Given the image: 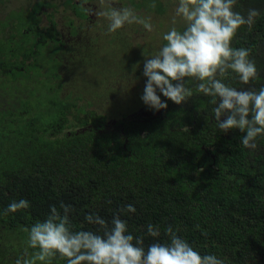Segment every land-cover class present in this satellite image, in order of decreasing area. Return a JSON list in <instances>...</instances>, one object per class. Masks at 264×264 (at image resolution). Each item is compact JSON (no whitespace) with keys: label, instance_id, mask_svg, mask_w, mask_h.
Wrapping results in <instances>:
<instances>
[{"label":"trees","instance_id":"trees-1","mask_svg":"<svg viewBox=\"0 0 264 264\" xmlns=\"http://www.w3.org/2000/svg\"><path fill=\"white\" fill-rule=\"evenodd\" d=\"M150 1L133 6L159 14L170 8L168 2ZM61 2L77 17L88 16L80 2ZM55 7L36 0L11 10L29 9L33 23L14 24L11 12L1 21L0 233L7 241L0 244V264L24 257L23 229L45 220L51 206L63 212L61 204L71 206L73 231L97 232L99 226L86 221L88 214L109 226L119 215L134 238L143 237L145 250L154 242H168L165 229L171 226L201 255L214 254L223 264H264V136L250 150L241 143L246 133H222L211 97L197 92V81L187 78L191 98L178 105L158 91L167 108L141 119L123 113L110 122L107 114L89 109L91 102L61 98L63 75L57 69L62 60L53 57L63 44ZM249 9L259 16L251 28L238 29L231 46L250 50L258 77L243 85L230 74L223 82L258 91L264 86V0H237L233 10L247 16ZM44 47L51 49L47 60ZM47 65H53L50 75ZM21 199L29 208L4 214ZM127 205L135 212H122ZM149 224L159 228L158 237L147 235ZM33 251L29 248L26 258ZM51 264L66 261L57 256Z\"/></svg>","mask_w":264,"mask_h":264},{"label":"clouds","instance_id":"clouds-1","mask_svg":"<svg viewBox=\"0 0 264 264\" xmlns=\"http://www.w3.org/2000/svg\"><path fill=\"white\" fill-rule=\"evenodd\" d=\"M236 3L237 0H177L173 26L162 36L165 43L144 60L143 76L147 79L141 100L151 110L166 109L167 102L161 100L159 91L179 105L193 95L192 89L185 86L186 78L195 80L196 91L211 97L217 128L222 133L232 129L246 133L241 138L243 147L255 150L257 137L264 136V86L258 91L238 90L223 82L230 74L243 85L258 77L250 50L233 48L231 42L241 26L251 28L259 12L249 9L244 16L233 10ZM151 7H156L155 2ZM86 11L106 18L109 33L132 23L141 24L149 32L153 30L148 19L139 18L131 8L113 7L111 2L107 10ZM177 18L182 21V28L176 27ZM29 206L25 199L13 201L4 214ZM61 209L63 212L51 206L45 220L23 229L27 233L25 255L17 258L15 264H51L57 256L66 264H223L214 254L201 255L171 226L165 229L168 242H154L145 250L143 237L134 238L119 215L113 217L109 226L98 215L88 214L85 219L99 226L97 232L73 231L71 206L61 204ZM121 211L135 212V208L127 205ZM101 231L102 235L98 234ZM147 235L158 237L159 228L149 224ZM29 248L34 251L31 258H26Z\"/></svg>","mask_w":264,"mask_h":264},{"label":"rangeland","instance_id":"rangeland-1","mask_svg":"<svg viewBox=\"0 0 264 264\" xmlns=\"http://www.w3.org/2000/svg\"><path fill=\"white\" fill-rule=\"evenodd\" d=\"M34 1L36 0H5L0 4V28L3 24L1 21L12 9L26 8ZM49 1L56 4L52 9L56 12V19L61 21V27L63 18L69 16L77 30L76 37L68 40V30L63 26L66 34L65 49L53 57L64 62V66L57 69L63 75L62 89L59 92L61 98L64 99L67 95L70 99L77 100L80 105L91 102L89 109L94 108L107 114L111 118L110 122L120 118L123 113L140 119L155 115L156 111L149 109L141 100L147 79L143 76V64L145 58L155 55L163 45V34L173 26L172 17L177 1L161 0L170 3V8L163 14L134 7L133 3L137 4L140 0H105L103 4L101 0H88L84 3L86 9L92 8L97 13L107 10L109 2L116 8H131L139 18L148 19L153 25V30L149 32L141 24H125L114 33L107 31L109 21L102 16L87 12L89 19H79L74 17L70 7L62 3V0ZM150 3V0H141L144 6ZM42 9L50 10L47 7ZM11 13L10 18L16 17L14 24L22 21L25 24L34 22L33 17L27 16L33 15L29 9ZM181 23L177 18L176 26ZM41 24H47L45 15H42ZM50 51L48 48L41 51L44 60H47ZM52 72L53 65H47L45 74L50 75ZM56 89H52L53 98ZM109 128L112 129L113 126L109 125ZM4 235L6 240V234Z\"/></svg>","mask_w":264,"mask_h":264},{"label":"flooded vegetation","instance_id":"flooded-vegetation-1","mask_svg":"<svg viewBox=\"0 0 264 264\" xmlns=\"http://www.w3.org/2000/svg\"><path fill=\"white\" fill-rule=\"evenodd\" d=\"M73 1H75V2H80L79 4L81 5V7H82V5H83V7H84V0H73ZM88 1V0H87ZM71 10V9H70ZM72 11V10H71ZM73 12V15H74V17H77L76 15H75V12L74 11H72ZM56 14V13H55ZM66 15V14H65ZM79 19H84V18H82V17H78ZM86 18H88L89 19V15L86 17ZM63 20H64V23H63V26H66V28H67V30H68V34H69V36L67 37V39L69 40L71 37H76V34H77V30H76V28L74 27V26H72L69 22L71 21L72 22V24H73V19L71 20V18H69V16L65 19V18H63ZM67 22V23H66ZM63 26L61 27H59V39H60V43H62L63 44V47L58 51V52H62V51H64V49H65V42H66V40H65V36H66V34L64 33V30L62 29L63 28ZM44 48H47V47H44ZM64 66V62H62V66L61 67H59V68H62ZM3 236H5L4 235V233H0V244H2L3 242H4V237ZM5 241H7V240H5Z\"/></svg>","mask_w":264,"mask_h":264}]
</instances>
